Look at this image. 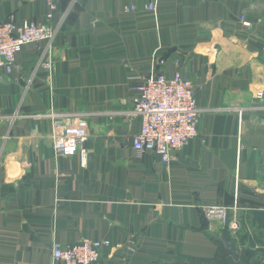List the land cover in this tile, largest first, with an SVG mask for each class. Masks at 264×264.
I'll use <instances>...</instances> for the list:
<instances>
[{
  "label": "crops",
  "instance_id": "obj_1",
  "mask_svg": "<svg viewBox=\"0 0 264 264\" xmlns=\"http://www.w3.org/2000/svg\"><path fill=\"white\" fill-rule=\"evenodd\" d=\"M53 1L50 48L22 47L0 81V264H57L55 244L126 236L129 264H205L225 249L204 205L236 204L264 246V0ZM47 13L46 0H0V22ZM151 71H180L200 111L168 164L132 148L133 78ZM51 116L86 119L75 155L54 153ZM101 257L127 262L119 248Z\"/></svg>",
  "mask_w": 264,
  "mask_h": 264
},
{
  "label": "built area",
  "instance_id": "obj_2",
  "mask_svg": "<svg viewBox=\"0 0 264 264\" xmlns=\"http://www.w3.org/2000/svg\"><path fill=\"white\" fill-rule=\"evenodd\" d=\"M48 13L46 22H17L14 16L0 22V81L4 75L14 70L17 53L22 47L39 42H46L47 49L58 31V27L49 23L56 9L53 0H46ZM134 11L135 7L130 6ZM145 9L153 11L152 3H147ZM248 27V22H242ZM44 51V53H45ZM43 64L48 65L45 61ZM135 96L130 111L129 120L139 118V130L132 137V148L138 156L146 153L155 154L161 163L168 164L175 153L198 136L200 111L196 104L194 85L180 71L171 76L164 72H148L133 78ZM254 98L264 101V89L255 93ZM52 130L50 140L54 153L59 156H73L83 146L90 133L86 119L78 116L72 119L51 116ZM201 216L206 222L204 231L209 235H220L227 231L238 245L239 231L244 221L238 215L236 204L232 207L220 205L201 206ZM252 241V250L258 251L264 259V246L251 238V232L245 229ZM250 241L245 243V247ZM129 264L138 252L135 239L126 236L122 242L112 245L108 240L83 239L67 244H55L52 257L57 264H104L102 252L117 249Z\"/></svg>",
  "mask_w": 264,
  "mask_h": 264
},
{
  "label": "trees",
  "instance_id": "obj_3",
  "mask_svg": "<svg viewBox=\"0 0 264 264\" xmlns=\"http://www.w3.org/2000/svg\"><path fill=\"white\" fill-rule=\"evenodd\" d=\"M223 236L229 242L234 241L233 239L229 237L227 233H224ZM254 239L257 243L262 245L261 241L257 237ZM239 241H240L241 248H242L240 250V256H241L240 260L237 261L236 258H234V256H232V254L229 251L221 250L214 259L206 261L205 264H264V259L260 257L259 252L252 250V247H251L252 241L250 240L249 235L245 230V225H243L239 231ZM247 241H250V242H249V245L245 247V243Z\"/></svg>",
  "mask_w": 264,
  "mask_h": 264
},
{
  "label": "water",
  "instance_id": "obj_4",
  "mask_svg": "<svg viewBox=\"0 0 264 264\" xmlns=\"http://www.w3.org/2000/svg\"><path fill=\"white\" fill-rule=\"evenodd\" d=\"M204 224H206V222L203 220ZM211 237H213L214 239L220 241L224 247L225 250L229 251L232 256H234V258H237L238 254L237 252L234 250V247L232 245V243H230L228 240H226L224 237L220 236V235H210ZM177 264H193V263H185L183 261H178L175 262Z\"/></svg>",
  "mask_w": 264,
  "mask_h": 264
},
{
  "label": "rangeland",
  "instance_id": "obj_5",
  "mask_svg": "<svg viewBox=\"0 0 264 264\" xmlns=\"http://www.w3.org/2000/svg\"><path fill=\"white\" fill-rule=\"evenodd\" d=\"M220 236H222V234H220ZM223 237V236H222ZM230 243H232L233 247H234V250L237 252L238 256L236 258V260H240L241 259V256H240V250L238 245L235 243V241H231ZM234 243V244H233Z\"/></svg>",
  "mask_w": 264,
  "mask_h": 264
}]
</instances>
